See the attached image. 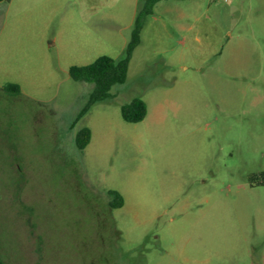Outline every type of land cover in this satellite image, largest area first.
<instances>
[{
  "label": "rangeland",
  "instance_id": "1",
  "mask_svg": "<svg viewBox=\"0 0 264 264\" xmlns=\"http://www.w3.org/2000/svg\"><path fill=\"white\" fill-rule=\"evenodd\" d=\"M142 3L0 0L6 264H264V0H159L84 109L70 67L123 57Z\"/></svg>",
  "mask_w": 264,
  "mask_h": 264
},
{
  "label": "trees",
  "instance_id": "2",
  "mask_svg": "<svg viewBox=\"0 0 264 264\" xmlns=\"http://www.w3.org/2000/svg\"><path fill=\"white\" fill-rule=\"evenodd\" d=\"M159 0H143L137 13L131 39L127 45L125 55L114 59L107 55L99 56L93 62L86 65H72L70 74L73 79L92 82L94 88L90 93L89 100L84 109H88L94 102L109 97L112 86L125 79L128 62L133 48L139 43V32L144 23L146 15L150 14L156 2ZM10 90L18 91L17 85L8 86ZM85 111V110H84ZM147 112V106L143 99L135 97L131 102L122 105L121 115L125 121L138 122L142 120ZM91 139V129L88 126L81 127L75 137L76 145L83 150ZM260 184H264V172ZM112 196L111 206L120 207L124 203L122 195L116 190H109ZM0 264H6L0 254Z\"/></svg>",
  "mask_w": 264,
  "mask_h": 264
}]
</instances>
